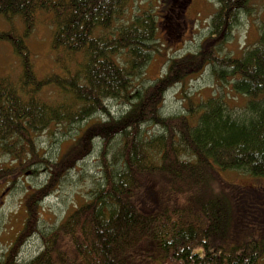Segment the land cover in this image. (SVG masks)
<instances>
[{
	"label": "trees",
	"instance_id": "16d2710c",
	"mask_svg": "<svg viewBox=\"0 0 264 264\" xmlns=\"http://www.w3.org/2000/svg\"><path fill=\"white\" fill-rule=\"evenodd\" d=\"M134 2L0 0V17L12 26L0 30V43L12 47L22 68L15 84L0 78V143L14 148L18 141L33 152L32 134L52 127L65 134L96 119L58 165L99 148L104 172L90 198L43 237V250L22 262L21 246L38 233L42 215V203H29L23 230L0 264H142L153 260V249L160 264H264V15L253 47L240 57L224 54L241 16L256 4L264 11V0H217L198 48L166 60L165 72L146 86L145 67L166 48L159 35L178 37L186 6L171 7L163 22L140 10L121 24ZM41 13L51 20L60 72L39 78L28 40ZM207 71L246 99L235 108L242 112L234 117L214 94L198 102L186 97L183 111L165 116L166 94L179 86L185 96ZM48 88L57 93L50 102ZM111 102L123 105L116 115ZM11 171L0 168V181ZM242 171L256 182L221 181L222 172Z\"/></svg>",
	"mask_w": 264,
	"mask_h": 264
},
{
	"label": "rangeland",
	"instance_id": "374dc122",
	"mask_svg": "<svg viewBox=\"0 0 264 264\" xmlns=\"http://www.w3.org/2000/svg\"><path fill=\"white\" fill-rule=\"evenodd\" d=\"M171 2H173L172 5ZM183 2L186 8L181 18L182 29L179 30L177 38H171L168 41H165L167 38L162 34L164 32L160 33L159 37L162 38V42L166 43V48H163L162 54L155 55L145 67L142 77L144 86L149 85L151 80H155L165 72L166 60L198 48L203 36H206L208 32V24L218 7L217 0H135L121 22L122 24L130 20L140 10H151L159 16V21L163 22L164 16H170L168 11L171 7L178 10ZM260 5L256 4L250 15L241 16L232 38L226 44L225 55L240 57L250 49V46H254L258 39L260 19L264 15ZM173 26L178 27L174 20ZM13 27L18 33H22L23 25L19 19L13 21ZM10 29H12L11 24L0 17V30ZM52 35L53 27L50 17L41 13L28 40V46L33 55L34 69L39 78L60 72L51 49ZM21 74V64L12 47L8 43H0V78H8L15 84ZM230 91V86L226 83L221 86L207 71L198 80L188 85L185 96L181 94L179 86L171 89L166 94L162 110L165 116H175L183 111L185 104L187 105V101H184L186 97H191L193 101L198 102L202 97L206 98L216 94L223 96L227 108L234 117H237L242 110L235 108L243 106L246 99L242 97L236 99ZM43 95L49 102L57 97L53 88L46 89ZM111 105L114 115L123 108L120 102H111ZM95 121L96 119L91 120L89 124ZM89 124H83L80 127L81 131L78 128H70L65 134L63 129L60 131L53 127L47 131L32 134L33 152L27 145L20 144L18 141H14L13 146L16 145L14 148L9 145L10 142L9 144L0 143V168L12 169L9 177L0 181V261L23 230L28 218L27 205L29 203H42L39 208L42 215L40 220H36V224L39 220L38 233L29 240L26 239L27 241L25 240L26 242L24 241V245L21 246L18 258L22 262L35 258L43 250V237L56 230L66 216L72 213L77 206L84 204L90 198L92 191L103 183L104 172L99 148L97 151L90 150L81 159L64 162L62 166L58 165L66 155H69V150ZM95 142L97 146L101 145L98 140ZM17 149L21 150L20 158L18 161H13L12 156ZM115 149V145L112 144L110 153L107 155L108 161L113 162ZM47 160L49 164H46ZM221 175V181L231 186H248L256 182L244 171L222 172ZM47 183L50 185L43 189L44 193H39ZM220 183L219 180L215 184L217 191L222 190V183ZM157 252L156 249L152 250L153 260L149 261L150 264H160L158 258L155 260L158 257ZM149 262L144 261L142 264Z\"/></svg>",
	"mask_w": 264,
	"mask_h": 264
},
{
	"label": "bare ground",
	"instance_id": "6f19581e",
	"mask_svg": "<svg viewBox=\"0 0 264 264\" xmlns=\"http://www.w3.org/2000/svg\"><path fill=\"white\" fill-rule=\"evenodd\" d=\"M210 96V95H209Z\"/></svg>",
	"mask_w": 264,
	"mask_h": 264
}]
</instances>
